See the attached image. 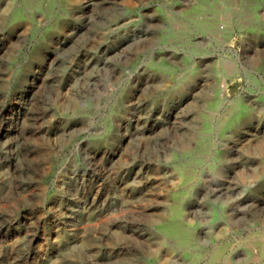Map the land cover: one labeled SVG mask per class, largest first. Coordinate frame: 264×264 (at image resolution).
<instances>
[{
  "label": "rangeland",
  "instance_id": "374dc122",
  "mask_svg": "<svg viewBox=\"0 0 264 264\" xmlns=\"http://www.w3.org/2000/svg\"><path fill=\"white\" fill-rule=\"evenodd\" d=\"M0 264H264V0H0Z\"/></svg>",
  "mask_w": 264,
  "mask_h": 264
}]
</instances>
